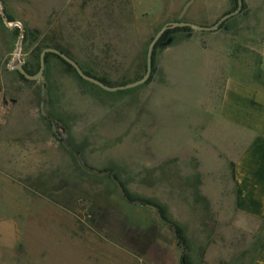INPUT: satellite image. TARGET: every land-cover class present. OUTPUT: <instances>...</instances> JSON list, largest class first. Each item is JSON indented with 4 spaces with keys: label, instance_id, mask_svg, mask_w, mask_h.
Instances as JSON below:
<instances>
[{
    "label": "rangeland",
    "instance_id": "rangeland-1",
    "mask_svg": "<svg viewBox=\"0 0 264 264\" xmlns=\"http://www.w3.org/2000/svg\"><path fill=\"white\" fill-rule=\"evenodd\" d=\"M186 4L180 18L199 25L237 6L0 0V250L7 263L18 252L29 261L32 236V255L41 259L45 249L49 264H182L183 253L188 264H251L260 223L237 209L232 179L244 134L217 110L226 74L264 85V0H243L213 30L162 35L150 78L134 87L106 90L54 53L43 80L14 67L35 72L41 49L57 46L111 85L130 82L144 74L156 31Z\"/></svg>",
    "mask_w": 264,
    "mask_h": 264
},
{
    "label": "crops",
    "instance_id": "crops-1",
    "mask_svg": "<svg viewBox=\"0 0 264 264\" xmlns=\"http://www.w3.org/2000/svg\"><path fill=\"white\" fill-rule=\"evenodd\" d=\"M217 115L222 123L244 134L232 166L235 204L242 214L260 223L251 264H264V85L257 80L226 74L220 89ZM99 220L96 218V222ZM21 224L24 229L26 221ZM111 226L105 230L113 231ZM16 237L18 240V235ZM31 241L29 261H23L21 252H18V259L14 254L13 263H7L6 252L0 250V264H49L45 249L41 259L32 255L36 245L32 236ZM1 246L4 245L0 243Z\"/></svg>",
    "mask_w": 264,
    "mask_h": 264
},
{
    "label": "water",
    "instance_id": "water-1",
    "mask_svg": "<svg viewBox=\"0 0 264 264\" xmlns=\"http://www.w3.org/2000/svg\"><path fill=\"white\" fill-rule=\"evenodd\" d=\"M236 1H237V6L235 9L224 13L223 15H221L219 17V19H217L214 23H212L210 25H199V24L192 23L191 21L181 19L180 17L186 11L187 4H188L187 3L183 7L178 19L169 20V21L164 22L161 25V27L156 31V33L154 34V36L152 37V39L150 40V42L148 44V48H147V52H146V68H145L144 74L141 77H139L135 80H132L130 82L117 84V85L107 84V83L101 81L99 78L87 74L81 68V66L78 64V62L75 59H73L70 55L63 52L59 48L53 47V46H46V47L41 49L40 54H39V66H38V69L36 72H34V73L27 72L21 62H18L14 67L27 79L43 80V71H44V67H45V54L48 52H52V53L60 56L66 62H68L75 69V71L78 73V75L80 77H82L83 79L90 81V82H92V83H94V84H96V85H98V86H100L106 90L115 91V90L134 87V86H137L141 83H144L150 77V74L152 71V53H153L154 46L157 43V41L160 39L162 34L167 29L174 28V27L190 26V27H195V28L201 29V30H213V29L217 28L220 25V23H222L224 20H226L227 18L237 14L241 10L242 5H243V0H236ZM43 94L45 97V86H43ZM42 109H43L44 114L47 116V112L45 110V102H43ZM54 127H55V129H57L56 125H54ZM67 147H69V146H67ZM72 152L76 155L79 163L82 165V162L80 161L79 156L76 153V151L72 150Z\"/></svg>",
    "mask_w": 264,
    "mask_h": 264
},
{
    "label": "trees",
    "instance_id": "trees-1",
    "mask_svg": "<svg viewBox=\"0 0 264 264\" xmlns=\"http://www.w3.org/2000/svg\"><path fill=\"white\" fill-rule=\"evenodd\" d=\"M237 2V1H236ZM243 6V5H242ZM188 28H190V26H184V27H175V28H170V29H167L162 35H165V34H167V33H169L170 31H174V30H176V29H184V30H186V29H188ZM161 38V37H160ZM160 40V39H159ZM159 40L157 41V43L155 44V46L158 44V42H159ZM155 46H154V48H155ZM46 47V46H45ZM53 47H57V46H53ZM44 48V47H43ZM58 48V47H57ZM60 49V48H59ZM61 50V49H60ZM63 51V50H62ZM64 52V51H63ZM66 53V52H65ZM49 54H52V52H48V53H46L45 54V63L47 62V58H48V56H49ZM153 54H154V49H153V53H152V69H153ZM56 55V54H55ZM69 55V54H68ZM58 56V55H57ZM60 57V56H59ZM61 58V57H60ZM39 59V58H38ZM69 67H71V68H73L68 62H66L65 60H63ZM38 66H39V61H38ZM25 69H26V71L27 72H29V73H34V72H32V71H30L28 68H26V67H24ZM37 69H38V67H37ZM74 69V68H73ZM75 70V69H74ZM37 71V70H36ZM35 71V72H36ZM85 71V70H84ZM87 74H89V75H91L90 73H88L87 71H85ZM152 72V71H151ZM20 73V72H19ZM21 74V73H20ZM22 75V74H21ZM151 75V74H150ZM23 76V75H22ZM92 76H94V75H92ZM96 77V76H95ZM97 78H99V77H97ZM150 78V77H149ZM148 78V79H149ZM101 81H103V82H105V83H107V84H109L104 78H99ZM123 192H124V194H125V196H126V198H128V199H131V197H129V194H128V192H127V190H126V188L125 187H123ZM175 232H176V235L179 237L180 236V232H179V229L178 228H176V230H175ZM181 262H182V264H188V262H187V259H186V255H185V253H183L182 255H181Z\"/></svg>",
    "mask_w": 264,
    "mask_h": 264
}]
</instances>
